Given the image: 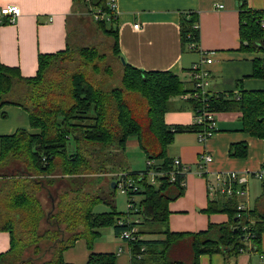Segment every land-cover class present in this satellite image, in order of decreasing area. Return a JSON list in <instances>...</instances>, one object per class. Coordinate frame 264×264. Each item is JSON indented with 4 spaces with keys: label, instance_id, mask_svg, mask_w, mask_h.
<instances>
[{
    "label": "trees",
    "instance_id": "obj_1",
    "mask_svg": "<svg viewBox=\"0 0 264 264\" xmlns=\"http://www.w3.org/2000/svg\"><path fill=\"white\" fill-rule=\"evenodd\" d=\"M107 1L73 0V4L75 10L89 5L105 14L94 21L113 35L111 53L120 60L117 14ZM238 12L240 49L264 53V9H252L246 0H238ZM179 34L183 48L198 49L197 12L180 15ZM102 56L93 46L74 51L68 43L63 50L39 54L36 74L31 77L0 62V108L11 104L22 107L32 129L0 135V230L10 235V246L0 253V264H73L64 261L63 251L79 238H84L91 249L101 229L108 226L116 235L136 226L135 240L125 241L130 264H199L201 255L214 253L223 256L222 264H236L241 252L259 251L264 211L240 213L236 196L209 200L205 208L208 213H228L226 223H209L197 232L166 228L161 231L162 238L141 237L146 225L167 223L168 202L183 194L185 174L174 167V157L168 155L167 148L176 132H196L198 126L167 124L164 113L171 98L190 92L192 86L187 88L173 71L143 70L120 61L119 86L104 89L86 72L98 68L97 60ZM251 76L264 79V56L253 57ZM8 93L14 96L8 98ZM185 100L193 111L199 106L215 113L235 108L240 112V129L264 141V89L240 88L210 95L206 101ZM131 137L137 139L145 155V170H128L124 163L120 167L118 162L104 163L106 149L120 150L124 156ZM246 152L244 142L232 144L229 150L237 157ZM117 171L132 176L137 183V189L127 195L133 197L135 209L122 217L114 201L117 177L109 178L104 186L102 182V175ZM150 171L157 173L154 182L148 180ZM137 194L141 196L138 202L134 198ZM98 203L110 210L94 212ZM127 215H135L137 221L119 224L120 219L127 221ZM45 244L44 249L51 251L46 259L40 254ZM29 247H33V254L25 255ZM115 261V253L92 251L86 264Z\"/></svg>",
    "mask_w": 264,
    "mask_h": 264
},
{
    "label": "crops",
    "instance_id": "obj_2",
    "mask_svg": "<svg viewBox=\"0 0 264 264\" xmlns=\"http://www.w3.org/2000/svg\"><path fill=\"white\" fill-rule=\"evenodd\" d=\"M246 1L252 9H264V0ZM116 4L118 45L124 62L143 70L173 71L189 88L191 65L200 60L202 53H207L213 60L204 66L210 71L209 89L214 93L236 92L240 88L264 89V79L251 76L252 59L258 53L240 49L238 0H116ZM6 5H18L20 15L15 23L0 25V62L18 67L24 77L34 76L39 54L63 50L69 43L68 19L74 13L73 0H0V7ZM185 11L198 14L200 40L197 50L183 48L181 44L179 18ZM134 24H138V28ZM193 116L191 104L178 96L169 100L164 121L171 125H190ZM215 118L216 131L204 143L198 142L196 132L192 130L174 134L167 153L179 157L190 167L184 177V191L168 202L169 214L165 226L156 230L146 225L141 237L161 235V231L166 228L172 232H197L206 229L209 223L228 221L226 212L205 211L209 200L220 195L210 194L206 178L196 173L200 153L206 151L212 156V161L205 167L208 178L220 171L255 172L262 168L264 141L240 129V112L231 108L215 113ZM20 128L32 131L27 112L17 105L2 106L0 135L12 134ZM240 142L246 143V155L231 156V145ZM129 144L138 146V141L134 137L129 138L124 154ZM235 198L245 201L250 209L264 211V180L251 176L247 195ZM114 234L117 241H96L100 234L94 239L91 249L87 247L86 241L84 243L81 238L77 239L72 247L63 251L64 261L86 264L89 253L94 251L115 253V264H130L129 246ZM9 246V232L0 230V253L8 250ZM44 246L46 244L41 247L40 254L46 259L50 257L51 251H46ZM119 248L122 249L120 252ZM259 248V251L247 249L241 252L235 258L236 264H264V233ZM29 254H33V247L27 249L25 255ZM222 262L220 253L203 254L199 258V264Z\"/></svg>",
    "mask_w": 264,
    "mask_h": 264
},
{
    "label": "built area",
    "instance_id": "obj_3",
    "mask_svg": "<svg viewBox=\"0 0 264 264\" xmlns=\"http://www.w3.org/2000/svg\"><path fill=\"white\" fill-rule=\"evenodd\" d=\"M108 5L110 9L117 14V4L116 0H108ZM92 16L95 20L104 18L105 14L100 9L91 10ZM20 15V7L18 5H6L0 7V24H3L4 21L6 23H15L16 18ZM264 25V22H262ZM135 28H138V24L133 25ZM212 58L204 55L202 53L201 58L199 61L194 62L190 69V82H191V91L181 95L180 97L183 99H193V100H201L206 101L210 95H216L209 89L211 74L210 71L205 68L204 64H208L212 62ZM193 122L198 126L196 130L197 140L199 143H204L208 140L216 131V121H215V112L209 110L208 108H204L199 106L193 111ZM212 161V156L208 152L200 153L197 161V171L196 173L199 176L205 177L207 181V189L210 194L220 195L223 197H245L248 193V181L251 176H255L259 179L264 180V167L260 170L251 172L246 170H227V171H220L215 172L212 178L207 177V173L205 172L206 164ZM148 165L152 164L151 160L147 161ZM173 165L175 168H179L181 173L186 174L190 171V167L184 164L179 157L173 158ZM157 173L153 171L149 172L151 182H154L155 176ZM173 175V172L171 173ZM173 180V177L171 178ZM184 185V178L181 182ZM136 180L133 179L132 176L126 175V173H119L117 175V187L120 189L121 193L128 195L129 190H136L137 189ZM128 198L127 203V212L132 211L135 209L133 204V197ZM237 210L241 213L242 211L249 210L248 204L241 200L237 203ZM127 221H123L120 219L118 221L119 224L126 223L129 224L132 221H137V217L132 215L129 217L127 215L125 217ZM137 231L136 226H130L124 228L119 233V238L123 241L127 240H135L136 235L134 234ZM122 249L119 248V252ZM129 252V249H128Z\"/></svg>",
    "mask_w": 264,
    "mask_h": 264
},
{
    "label": "rangeland",
    "instance_id": "obj_4",
    "mask_svg": "<svg viewBox=\"0 0 264 264\" xmlns=\"http://www.w3.org/2000/svg\"><path fill=\"white\" fill-rule=\"evenodd\" d=\"M89 10L92 9L89 5L86 6ZM84 6L79 10L74 9V13L69 17V25H68V42L70 48L74 51H77L78 48L84 46H93L97 48V50L103 56L97 60L98 68L91 70H86L87 74L89 75L90 79L94 82H99L98 84L104 88L108 89L114 86H119L120 80V65H119V58H115L114 55L111 53V46L113 44L114 37L113 35L107 34L94 20L92 16V11L87 12ZM13 24V23H9ZM259 56H264L263 52H258ZM74 64L77 62V57H74ZM72 66V65H71ZM14 95L12 93H8V98H12ZM106 155L104 163L107 162H118L119 167L122 166L124 163L126 169L128 170H137L142 171L145 170L146 167V159L143 151L137 145H130L126 149V153L123 156V152L120 150H115L111 152L107 149L105 150ZM104 152V153H105ZM104 157V156H103ZM104 159V158H103ZM117 166L114 165V168ZM118 168V167H117ZM119 172H114L113 174L107 173L102 175V182L103 186L109 181V178L112 176H116ZM148 180L151 181L150 175H148ZM155 184H158L157 181ZM95 187V185L93 186ZM102 187V186H101ZM141 196L139 194L134 195L135 201L138 202ZM45 200V196H43ZM115 209L121 217L123 213L127 212V203L128 198L127 195L121 193L120 189L117 187L115 192ZM46 202V200L44 201ZM47 204V203H46ZM137 204V203H136ZM110 210V207L104 203H98L93 207L94 212H104ZM2 221L1 223H4ZM165 226L164 223H154L149 224L147 227L155 228L156 230H161ZM101 236L97 238L96 241H104V240H114L117 241V237L114 234V230L112 226L104 227L101 229ZM144 237L148 238H157L163 237V235L156 234L154 237L149 235H144ZM81 241L85 243V239L81 238ZM123 241V240H122ZM126 252V251H125ZM127 253V252H126ZM188 260V259H187Z\"/></svg>",
    "mask_w": 264,
    "mask_h": 264
},
{
    "label": "water",
    "instance_id": "obj_5",
    "mask_svg": "<svg viewBox=\"0 0 264 264\" xmlns=\"http://www.w3.org/2000/svg\"><path fill=\"white\" fill-rule=\"evenodd\" d=\"M121 62L124 63V59H123V58H121ZM114 187H115V186L113 185V188H114Z\"/></svg>",
    "mask_w": 264,
    "mask_h": 264
}]
</instances>
